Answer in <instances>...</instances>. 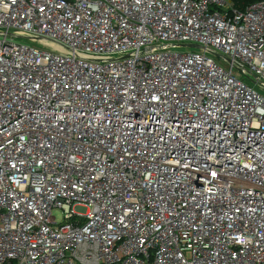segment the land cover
<instances>
[{"label": "built area", "instance_id": "2783aa9c", "mask_svg": "<svg viewBox=\"0 0 264 264\" xmlns=\"http://www.w3.org/2000/svg\"><path fill=\"white\" fill-rule=\"evenodd\" d=\"M0 264H264V0H0Z\"/></svg>", "mask_w": 264, "mask_h": 264}, {"label": "rangeland", "instance_id": "374dc122", "mask_svg": "<svg viewBox=\"0 0 264 264\" xmlns=\"http://www.w3.org/2000/svg\"><path fill=\"white\" fill-rule=\"evenodd\" d=\"M14 41L16 43H24V44H29V42L27 40L24 39H14ZM175 51H179V52H187V51H195V49H187V48H180V49H174ZM75 212L77 213H81L84 212V209H81V207H75L74 208ZM53 217L57 220V221H61L62 220V215L56 211L53 213Z\"/></svg>", "mask_w": 264, "mask_h": 264}, {"label": "trees", "instance_id": "16d2710c", "mask_svg": "<svg viewBox=\"0 0 264 264\" xmlns=\"http://www.w3.org/2000/svg\"><path fill=\"white\" fill-rule=\"evenodd\" d=\"M231 1L237 9L244 10L249 5H251L255 2H258L260 0H231Z\"/></svg>", "mask_w": 264, "mask_h": 264}, {"label": "water", "instance_id": "95a60500", "mask_svg": "<svg viewBox=\"0 0 264 264\" xmlns=\"http://www.w3.org/2000/svg\"><path fill=\"white\" fill-rule=\"evenodd\" d=\"M189 48H192V49H198L197 46H193V45H190Z\"/></svg>", "mask_w": 264, "mask_h": 264}]
</instances>
